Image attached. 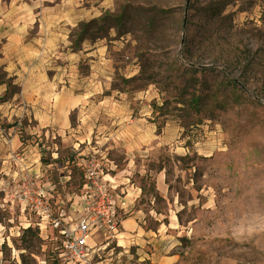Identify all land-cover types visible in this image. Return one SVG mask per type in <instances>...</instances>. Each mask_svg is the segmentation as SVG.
I'll return each mask as SVG.
<instances>
[{
  "label": "rangeland",
  "instance_id": "rangeland-1",
  "mask_svg": "<svg viewBox=\"0 0 264 264\" xmlns=\"http://www.w3.org/2000/svg\"><path fill=\"white\" fill-rule=\"evenodd\" d=\"M36 1L47 18L86 17L39 34L33 0H0V71L17 86L0 101L22 102L0 129L19 136L12 156L31 147L38 165L8 183L0 149V264H64L22 192L44 191L52 218L69 219L90 161L140 230L138 246L95 263L264 264V0Z\"/></svg>",
  "mask_w": 264,
  "mask_h": 264
},
{
  "label": "built area",
  "instance_id": "built-area-1",
  "mask_svg": "<svg viewBox=\"0 0 264 264\" xmlns=\"http://www.w3.org/2000/svg\"><path fill=\"white\" fill-rule=\"evenodd\" d=\"M83 176L79 192L69 200L73 214L69 219L64 215L52 218L50 197L44 191L27 186L21 196L31 212L53 226L59 257L64 264H97L95 259L100 253L112 250V245L118 246L123 219L128 215L129 205L119 198L117 188L101 168L92 161L87 162Z\"/></svg>",
  "mask_w": 264,
  "mask_h": 264
},
{
  "label": "crops",
  "instance_id": "crops-1",
  "mask_svg": "<svg viewBox=\"0 0 264 264\" xmlns=\"http://www.w3.org/2000/svg\"><path fill=\"white\" fill-rule=\"evenodd\" d=\"M67 1L69 5H72V3L74 2V0H67ZM33 3L35 5H31V6H33L35 10H33L32 19L41 18L43 24L45 23V25H43L42 27L41 26L38 27L39 34L46 33V34H52V35H55V34L62 35L66 33L65 30H68V28H70L71 26H74L75 24L82 22L83 19L86 17L85 9L79 10V8L78 9L72 8L70 9V11H67L68 12L67 14L60 13V15L57 17L56 15H54L53 17L47 18L43 8L39 11L40 8L37 7L38 6L37 4L39 2L36 0H33ZM68 7L70 8V6ZM94 7L95 5H93V8ZM90 17H93L92 14L90 15ZM25 22L27 24L23 25L24 32L28 31L30 27L29 25L30 23H32L31 20H26ZM37 23H39V20H37ZM42 43L43 42L41 38L39 41L34 40L33 42H29L28 47L34 48V47H37L38 45H42ZM52 43H54V40L52 41ZM6 91H7V87L5 85L0 86V99L4 97ZM22 95L25 99L28 100V96L30 95V93H29V86L27 83L23 85ZM64 97L65 96L62 93H59L57 95V99L59 101L58 112L65 119V117L69 116L70 113L67 110V105L64 103ZM20 105L22 106V102H20L18 105L15 103L0 101V121L7 123V121H9L11 118L22 115V111H21L22 108H20ZM65 121L67 120L65 119ZM65 125H69V121H67V124ZM5 130L6 131H4L3 129H0V149L5 148L4 157L6 158H7L6 154L9 151L8 149H11L10 150L11 157H13L11 158L10 161L6 160L4 162L5 166L3 167V172H4V175H7V182L9 183L13 179H15V181L19 180L20 182V181L26 180L28 177L34 178V176H36L38 172V165L34 166L35 161L32 159L31 154L35 152V149L31 147H27L24 149L25 153L23 154V156H19V157L12 156L15 149L22 147V143L19 140L18 134L15 133L14 128H9ZM8 142L10 143L8 144ZM8 189L9 188L7 187V190ZM122 227H123V233L119 237L118 247L122 248L124 253H128L127 249H129V247L133 246L134 244L138 246V243L140 240L139 239L140 230L134 228V222L132 218H128L127 220L123 221Z\"/></svg>",
  "mask_w": 264,
  "mask_h": 264
},
{
  "label": "trees",
  "instance_id": "trees-1",
  "mask_svg": "<svg viewBox=\"0 0 264 264\" xmlns=\"http://www.w3.org/2000/svg\"><path fill=\"white\" fill-rule=\"evenodd\" d=\"M223 1H225V0H223ZM217 3L219 5L218 11H221V9L226 7V5H224L222 2H217ZM225 3H228V2L225 1ZM1 71H0V86L7 85V88L10 91V96L12 97L15 94H17V91H16V87L17 86L14 84V80L15 79L9 77L6 72H1ZM12 87H13V89H11ZM128 218H130V216L129 215H125L123 221L127 220ZM26 235H30V236L33 237V239L39 240V232L37 230H33V228H28L27 230H25L24 236H26ZM24 243H28V242L25 241ZM3 246H6V244L4 243ZM29 247H30V244L28 246H26L25 249H28ZM24 257H25L24 255L21 256L22 262L24 264H27L26 261L24 260Z\"/></svg>",
  "mask_w": 264,
  "mask_h": 264
},
{
  "label": "bare ground",
  "instance_id": "bare-ground-1",
  "mask_svg": "<svg viewBox=\"0 0 264 264\" xmlns=\"http://www.w3.org/2000/svg\"><path fill=\"white\" fill-rule=\"evenodd\" d=\"M121 245H122V243H121Z\"/></svg>",
  "mask_w": 264,
  "mask_h": 264
}]
</instances>
